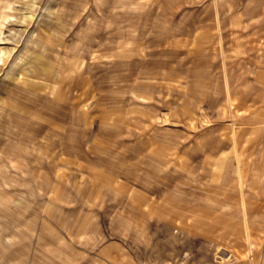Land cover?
Returning <instances> with one entry per match:
<instances>
[{"label":"rangeland","instance_id":"1","mask_svg":"<svg viewBox=\"0 0 264 264\" xmlns=\"http://www.w3.org/2000/svg\"><path fill=\"white\" fill-rule=\"evenodd\" d=\"M263 2L0 0V264H264Z\"/></svg>","mask_w":264,"mask_h":264},{"label":"crops","instance_id":"2","mask_svg":"<svg viewBox=\"0 0 264 264\" xmlns=\"http://www.w3.org/2000/svg\"><path fill=\"white\" fill-rule=\"evenodd\" d=\"M250 1V0H248ZM262 3V2H261ZM264 3V2H263ZM261 12L258 15H262L264 19V6L260 5ZM258 9V7L256 8ZM260 10V9H259ZM255 19V17H254ZM258 20H255L253 24V28L255 30L263 31L262 41H263V48L261 49V55L257 54L255 61H253V65L251 64L250 58L246 61V67H241L242 69L239 70L238 78L245 79L243 82L238 83V89L243 90V93L249 96L248 101L251 100L250 103L253 105H256V110H261L263 112V116L261 119L256 117V120L251 121L249 119H238L235 124L237 126V129H239L240 135H246L251 136L253 135L254 138L252 139V142L257 143L254 145L253 152L255 153V157L263 156L264 157V22L257 24ZM257 27H255V26ZM248 27L251 25L248 23ZM259 52V50H258ZM248 103L244 105V108L247 109ZM252 106V105H250ZM234 123V122H233ZM239 135V136H240ZM244 138V137H243ZM215 151L217 152V149L220 146V151H227L228 147H226V142L223 140V137L219 138L218 135H216L215 139ZM240 142L244 141V139L238 140ZM246 141V140H245ZM260 143L262 144L260 146ZM251 183L248 185V188L250 190Z\"/></svg>","mask_w":264,"mask_h":264},{"label":"bare ground","instance_id":"3","mask_svg":"<svg viewBox=\"0 0 264 264\" xmlns=\"http://www.w3.org/2000/svg\"><path fill=\"white\" fill-rule=\"evenodd\" d=\"M6 9H7V8H6ZM1 17H2V16H1ZM7 17H8V14L3 16V20H2V22H1V24L4 23V22H6V21H8Z\"/></svg>","mask_w":264,"mask_h":264}]
</instances>
